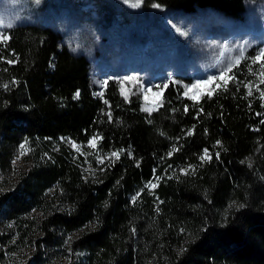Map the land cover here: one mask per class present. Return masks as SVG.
<instances>
[{
  "label": "trees",
  "instance_id": "obj_1",
  "mask_svg": "<svg viewBox=\"0 0 264 264\" xmlns=\"http://www.w3.org/2000/svg\"><path fill=\"white\" fill-rule=\"evenodd\" d=\"M244 1L142 6L182 13L207 6L240 18ZM7 35L0 44V179L14 177L9 188L0 181V264H264V101L243 86L259 85L249 72L250 49L227 91L195 103L169 83L148 113L138 97L125 101L115 80L93 93L88 59L53 28L19 23ZM252 69L259 73V65ZM93 136L101 138L100 153L124 152L86 177L87 164L73 160L63 140ZM41 143L58 151L47 155ZM21 144L30 151L15 168ZM174 145L179 150L168 156ZM205 149L211 159L201 162ZM149 181L157 187L146 188Z\"/></svg>",
  "mask_w": 264,
  "mask_h": 264
},
{
  "label": "rangeland",
  "instance_id": "obj_2",
  "mask_svg": "<svg viewBox=\"0 0 264 264\" xmlns=\"http://www.w3.org/2000/svg\"><path fill=\"white\" fill-rule=\"evenodd\" d=\"M135 2L0 0V32L7 34L8 25L12 27L19 23H36L53 28L62 35L60 41L73 54H82L88 59L90 80L95 87L93 93L100 95L104 82L115 80L128 96L132 94L139 98L141 111L156 99L149 94L146 101L141 84L146 89L171 83L185 91V86L197 79L218 74L230 59L239 55L240 46H244V56L249 49L255 56L259 49L264 48V0H245L240 18H226L207 6L182 13L162 6L144 8L142 0L140 7H131V3ZM177 27L186 35L176 32ZM126 76L136 77V81H125L121 85L120 80ZM208 87L215 85L201 91L206 93ZM153 91H156L154 87ZM63 141L71 150L73 160L82 159L87 164L86 177H95L96 167L115 160L109 158L111 152L103 154L97 147H88V141L75 142L80 151L66 142L68 140ZM41 144L47 155L58 151L54 146ZM27 147L25 145L24 149H20L19 155L12 161H15V168L22 165L24 155L30 151ZM12 177L13 172L0 181L9 188ZM29 252L25 253L28 255ZM55 262L66 264V259Z\"/></svg>",
  "mask_w": 264,
  "mask_h": 264
},
{
  "label": "snow or ice",
  "instance_id": "obj_3",
  "mask_svg": "<svg viewBox=\"0 0 264 264\" xmlns=\"http://www.w3.org/2000/svg\"><path fill=\"white\" fill-rule=\"evenodd\" d=\"M129 0H125V3H128ZM133 8H138L140 7V0H136L135 3H131L130 5ZM153 8H161V5L158 3H153L151 5ZM2 26V25H0ZM8 27H11V25H8ZM176 32H178L180 35H186V33L182 32L179 27L176 28ZM10 37L5 34L4 32H0V44L7 45L8 40ZM241 50L238 56H236L234 59H230L229 62L224 66L218 74L216 75H209L206 79H197L194 83L191 85L185 86V91L184 95L190 99L193 100L195 103H199L200 98L203 96H207L209 99L217 92L218 89L227 91L228 85L230 82H236V77L234 74V70L240 65L241 61L245 59L244 57V46H240ZM250 60L249 64V72L252 73V75H258L259 78V85H264V48H261L258 50L255 56H252L248 58ZM7 63L12 64L15 63L14 60H8ZM254 65H259V73L257 74L256 72H253L252 66ZM125 81H136V77L132 76H126L120 80L121 85L124 84ZM13 84L17 83L15 80L12 81ZM105 84L107 81L104 82ZM172 83H176L175 81H172ZM210 85H215V87H208L207 92L201 91V89L210 86ZM259 85H253L251 81L244 83V87L248 89L247 95L252 96V87L256 88V91L259 92V99L264 101V90H262ZM3 87L7 89L8 85L4 84ZM153 87L156 89V91H153ZM169 87V83H163V84H158L154 85L152 87H148L145 89L144 85H140V89L142 92L145 94V100L147 101L148 95L151 94L153 97L156 99L152 101V104L150 106H145L142 108L143 111L151 113L156 110V108L160 105L161 98L163 91ZM79 91H77L73 95V99H78L79 98ZM121 95L124 97L125 101L128 100V94L127 91L122 87L121 88ZM107 103V101H105ZM264 107V104L261 105ZM185 111H187V107L185 108ZM199 115V113H198ZM109 120H111V115L109 114ZM261 123H264V121H261ZM207 132V130H205ZM186 135H192V130L189 129L186 132ZM101 139L98 136H93L88 140V147L95 149L97 147V141ZM70 144H72V147L76 151H80L79 147L75 144V142L68 140L66 141ZM26 143V142H25ZM217 145H220V141L216 142ZM25 144H21L20 148L24 149ZM179 149L174 145L172 149L167 153L168 156H171L173 152L178 151ZM124 152V149H119L117 151H113L109 154V158H115L116 160H119L121 153ZM23 155V152L21 153ZM128 155L131 157L132 153L129 151ZM199 159L201 162H205L211 159V156L209 155V152L207 149L203 151V154L200 155ZM217 159H219V154L217 153ZM99 163H103V160H99ZM15 163V161H14ZM137 166H139V162H137ZM251 167V164H249ZM189 169L192 168L191 165L188 166ZM183 173L187 174V169H182L181 170ZM159 177H156V180L159 181ZM119 184V181H117ZM157 187V184L152 183L151 181L146 184V188L149 189H154ZM137 196H139V193H137ZM133 201L136 200V196H134ZM105 207L108 206L107 202H105ZM239 207H243V205H239ZM71 238H69L70 240ZM68 241H66L67 243Z\"/></svg>",
  "mask_w": 264,
  "mask_h": 264
}]
</instances>
